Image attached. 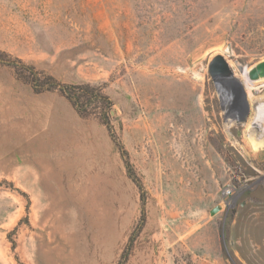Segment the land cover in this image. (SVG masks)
<instances>
[{"label": "rangeland", "instance_id": "rangeland-1", "mask_svg": "<svg viewBox=\"0 0 264 264\" xmlns=\"http://www.w3.org/2000/svg\"><path fill=\"white\" fill-rule=\"evenodd\" d=\"M262 61L264 0H0V264H264Z\"/></svg>", "mask_w": 264, "mask_h": 264}, {"label": "trees", "instance_id": "trees-1", "mask_svg": "<svg viewBox=\"0 0 264 264\" xmlns=\"http://www.w3.org/2000/svg\"><path fill=\"white\" fill-rule=\"evenodd\" d=\"M80 89L81 87L73 89H67L65 87H62L60 88V91L71 101V103L76 107L77 111L81 115L89 114L90 111L94 109L93 107L96 108L97 104L99 107L105 110V115L107 117V121L109 122L110 111L112 106L110 98L96 89H93L91 91L90 89L86 91L83 90V93ZM91 99H93L94 102H92ZM85 100H87V102ZM88 102L90 104H88ZM91 103H95L93 104L94 106H92ZM108 122H106V124H109Z\"/></svg>", "mask_w": 264, "mask_h": 264}, {"label": "water", "instance_id": "water-1", "mask_svg": "<svg viewBox=\"0 0 264 264\" xmlns=\"http://www.w3.org/2000/svg\"><path fill=\"white\" fill-rule=\"evenodd\" d=\"M209 71L215 80L231 81L242 86V82L235 76V73L228 64V61L222 55H217L213 58L209 64ZM259 75L264 76V61L257 64L256 69L251 73V78L256 79ZM220 209V206H216L211 210V213L215 214Z\"/></svg>", "mask_w": 264, "mask_h": 264}, {"label": "flooded vegetation", "instance_id": "flooded-vegetation-1", "mask_svg": "<svg viewBox=\"0 0 264 264\" xmlns=\"http://www.w3.org/2000/svg\"><path fill=\"white\" fill-rule=\"evenodd\" d=\"M233 83V82H232ZM238 84V83H237ZM238 86H239V93L240 94H242L243 95V97L246 95V91L244 90V85H243V83H242V86L240 85V84H238ZM256 97V96H255ZM259 98L257 99V101L256 102H259V101H263L264 100V96H258ZM247 109V108H246ZM245 109V110H246ZM263 122V126H264V121H262ZM253 130H256V132L257 131H259V129H256V128H254ZM252 130V131H253Z\"/></svg>", "mask_w": 264, "mask_h": 264}, {"label": "bare ground", "instance_id": "bare-ground-1", "mask_svg": "<svg viewBox=\"0 0 264 264\" xmlns=\"http://www.w3.org/2000/svg\"><path fill=\"white\" fill-rule=\"evenodd\" d=\"M234 69L236 70V66H234ZM246 91H248V90H246ZM249 91H251V90H249ZM250 93V92H249ZM247 94H248V92H247ZM253 95V94H252ZM253 98V101H257V99H256V97H252ZM254 111L257 113V114H260L261 113V110H260V107H259V104H258V102H255V105H254Z\"/></svg>", "mask_w": 264, "mask_h": 264}]
</instances>
